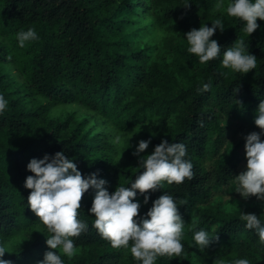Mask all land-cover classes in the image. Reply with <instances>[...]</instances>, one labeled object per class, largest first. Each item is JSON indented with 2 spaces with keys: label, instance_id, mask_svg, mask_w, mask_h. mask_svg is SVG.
<instances>
[{
  "label": "trees",
  "instance_id": "16d2710c",
  "mask_svg": "<svg viewBox=\"0 0 264 264\" xmlns=\"http://www.w3.org/2000/svg\"><path fill=\"white\" fill-rule=\"evenodd\" d=\"M189 2L0 0V93L8 101L0 113V243L10 252L5 259L37 264L48 250L51 233L28 207L31 190L23 186L34 175L26 168L31 158L63 151L82 175L99 170L111 193L142 171L132 154L136 145L125 141L119 147L115 136L141 128L137 134L151 137L141 156L167 139L184 143L193 164L191 179L162 182L140 208L145 213L167 192L185 220L182 254L158 257L155 264H231L236 258L264 264V244L239 218L241 211L264 216V209L220 201L223 193L240 195L234 176L241 172L244 142L235 143L232 134L259 131L254 116L264 99V20L258 18L260 27L248 36L244 22L227 15V0L219 9L217 0ZM217 17L225 25L212 37L221 56L202 64L187 52L184 33ZM28 28L39 39L20 47L16 34ZM241 38L257 57L245 74L221 63L225 48ZM209 79L211 87L198 91ZM144 125L157 128L143 131ZM93 196L90 188L82 197L78 219L88 228L72 237L71 258L61 252L65 264H139L129 248H114L92 226ZM201 227L218 237L205 249L192 242Z\"/></svg>",
  "mask_w": 264,
  "mask_h": 264
},
{
  "label": "clouds",
  "instance_id": "9594fccd",
  "mask_svg": "<svg viewBox=\"0 0 264 264\" xmlns=\"http://www.w3.org/2000/svg\"><path fill=\"white\" fill-rule=\"evenodd\" d=\"M190 3L185 0L184 7H189ZM215 6L223 8L225 0H217ZM226 12L228 16L243 21V31L250 36L260 27L257 19L264 20V0H227ZM217 29L220 32L225 29L222 17L213 19L210 26L200 24L199 28L193 27L184 33L187 52L195 54L202 64L221 56L222 46L212 38ZM16 35L20 47H24L25 42L39 39L34 28L21 30ZM248 48L244 39H236L223 51L222 65L238 73H248L257 66V57ZM210 87L209 79L200 84L198 91H207ZM7 106V99L0 93V113ZM254 124L259 131H252L243 137L246 165L243 171L234 176L235 192L245 199L255 196L257 200L264 201V99L260 100L255 110ZM121 139L120 134L115 136L117 143ZM150 142L151 137L139 140L132 153L138 157L142 171L127 186L121 184L111 193L105 187L107 181L98 177L99 170L82 175L77 164L63 151L30 159L26 168L34 175H27L23 182V186L31 190L27 204L51 233L46 239L48 250L37 264H65L61 252L68 258L74 255L75 241L72 237H78L88 228L85 221L78 219V209L81 208L82 197L90 188L94 191L89 208V213L95 216L92 226L114 248H129L133 259L139 264H155L158 257H179L182 254L185 220L171 194L162 192L152 200L151 207L145 213H139L142 203L147 205L149 202V190L154 192L160 189L165 181L180 184L185 178L191 179L193 164L186 158L187 147L184 143L169 142L167 139H161L151 154L141 156ZM138 196L143 197L142 202L137 199ZM239 218L245 222L244 227L254 230L260 243L264 244V216L241 211ZM212 231L214 229L210 231L203 227L193 231L194 246L208 248L218 239ZM6 252L10 253L0 243V264H13L10 259L4 258ZM221 264L224 262L221 261ZM231 264L251 262L247 258H236Z\"/></svg>",
  "mask_w": 264,
  "mask_h": 264
},
{
  "label": "rangeland",
  "instance_id": "374dc122",
  "mask_svg": "<svg viewBox=\"0 0 264 264\" xmlns=\"http://www.w3.org/2000/svg\"><path fill=\"white\" fill-rule=\"evenodd\" d=\"M59 113V112H57ZM82 115H85V113L83 112ZM142 130H149V131H153L157 128L156 125H144L141 126ZM145 128V129H144ZM141 128H135L132 132L129 133H125L123 136V138L121 139V141L119 142V147H123V144L125 143V141H129L132 145H137L138 141L143 139V134H137L138 132H140ZM248 133L244 132V133H235L232 134L231 139L235 142V143H240V142H244L243 137L246 136ZM239 152L241 154V161L239 163L238 166V170L242 171L245 168L246 165V157H245V150H244V145H242L239 149ZM208 162H210V160H208ZM220 201H222V203L230 206V207H234V208H242V207H251V206H256L259 207L258 209H264V204L258 201H255L254 199H245L243 198L241 195L238 196H234L231 195L229 193H223L221 195V199ZM198 264V263H196Z\"/></svg>",
  "mask_w": 264,
  "mask_h": 264
}]
</instances>
